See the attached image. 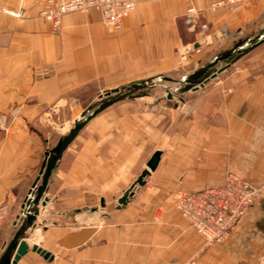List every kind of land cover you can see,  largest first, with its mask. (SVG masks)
<instances>
[{
  "label": "crops",
  "instance_id": "1",
  "mask_svg": "<svg viewBox=\"0 0 264 264\" xmlns=\"http://www.w3.org/2000/svg\"><path fill=\"white\" fill-rule=\"evenodd\" d=\"M45 1L0 0V115L8 125L0 132V204L9 205L10 216L21 209L43 163L46 127H68L93 101L94 91L111 89L106 87L128 73L173 67L180 43L175 17L194 6L197 26L208 32L194 30L192 47L201 46L200 40L215 46L224 42L215 32L251 25L264 10V0H238L231 12L212 11L210 4L218 0H181L178 8L140 3L120 30L108 29L90 10L64 15L54 33L39 16ZM199 96L193 107L200 119L187 128H159L155 106L135 97L90 119L62 153L46 204L39 206L38 226L47 221L42 210L52 211L53 224L42 225L52 244L40 247L53 260L29 249L16 264H169L191 256L196 264H257L264 251V200L245 212L222 245H206L174 203L178 193L221 185L227 173L261 181L264 72L217 97ZM156 149L161 156L155 171L115 210L116 199ZM73 211L79 212L71 217ZM2 238L1 247L6 234Z\"/></svg>",
  "mask_w": 264,
  "mask_h": 264
},
{
  "label": "rangeland",
  "instance_id": "2",
  "mask_svg": "<svg viewBox=\"0 0 264 264\" xmlns=\"http://www.w3.org/2000/svg\"><path fill=\"white\" fill-rule=\"evenodd\" d=\"M180 1L181 0H136L135 7L128 14V16L136 9L137 5L140 3L146 4L154 2H169L173 3L174 8H178V4ZM190 7L194 8V6L192 5H190L189 8ZM197 19H199V14L195 8L193 12H189L187 10L185 14H181L175 17L174 25L175 29L177 30L180 43L175 46L174 49V65L172 68L156 73H128L130 75L127 76L120 84L116 86L110 85V87H106L111 89H119V92L117 94L113 93L110 94V96L119 94L125 95V97L117 101L122 102L128 99H130L131 101L133 100L132 96L138 95L135 97L137 101L155 106L159 114V128L169 125L170 127L173 126L174 129L181 125L187 128L196 123L197 119H200V117L198 116V113L200 112L193 107L198 99L199 93V99H205L207 97L214 98L221 94L223 90L229 92L231 88L235 87L236 85H243L246 82L252 80L254 76H257V74L264 72V41L261 42V40L263 39L262 37L264 36V27H261L260 29L259 27H257L258 25H261L264 20V10L259 14L254 23L251 25H246L243 28L233 31L227 29L215 32L216 34L218 33V36L221 37V39H223L224 41L222 44L218 43L215 46L204 45V41L200 40V42L202 43L201 46L192 47V43L197 40L194 37V30L196 31L197 28H200L197 26ZM200 29L202 31L208 32V29L205 28V25H202ZM258 41H260L259 44L251 48L249 51L243 53L242 49L248 48L250 45ZM228 50H240L239 52H237V54L239 53L240 56L237 58V60L231 63L227 69L217 74L214 79L209 80L204 84L203 87H198V89L196 90H193L192 87L199 86V84H187L186 80L193 72L203 68L218 54ZM225 64V62H216L212 68L207 70V73H204L203 76H209L210 74H212V72ZM133 74H135V76ZM164 77L167 78V80H165ZM188 85H190L189 87L191 88L189 90L183 91L182 89ZM111 89H101L98 91H94L93 101L89 105H87L82 114L89 106L94 104L96 105L100 100L106 98V92ZM168 93L171 94V99L167 98ZM173 105L174 108H172ZM45 112L47 113L48 110H45ZM170 113H173V116ZM88 114L89 113H86L85 115L87 116ZM81 115L68 127L66 126L62 128L63 126L61 125H58L57 127H55L56 125L54 127H50L49 125L48 127H46L45 130L48 136L46 139L47 147L45 149V152L50 151L56 145L58 140L69 132L76 121H81L83 119ZM2 116L3 115H0V132L5 133L8 125L7 122L2 119ZM171 119H173L174 121ZM183 120H185V122ZM150 152V149L146 150V154H149ZM144 166L145 165H143V168ZM39 170L34 175V178L31 179L32 183L35 177L38 175ZM138 175H135L134 179ZM131 182H129L128 185ZM110 208L112 207H109V210ZM44 212H47V221L43 224L41 223L38 226L36 218L34 225L29 228L23 235V237L29 242L36 243L39 246L44 245V243L52 244L53 240L50 235L45 237L44 228L42 227V225L48 226L50 224H53V216H50L52 211L42 210V213ZM78 212L79 211H73L72 213H70L71 217H73V215ZM21 214L22 209H19L18 213L15 216H10V214L8 213V216L0 230V255L3 253L12 235L22 224L23 220ZM66 222L68 224L69 221H63L62 223ZM48 229L52 231L53 227L49 226ZM4 234H6L7 241H5V243L1 247V238ZM216 245H222V243ZM33 255L37 256L35 253Z\"/></svg>",
  "mask_w": 264,
  "mask_h": 264
},
{
  "label": "built area",
  "instance_id": "3",
  "mask_svg": "<svg viewBox=\"0 0 264 264\" xmlns=\"http://www.w3.org/2000/svg\"><path fill=\"white\" fill-rule=\"evenodd\" d=\"M238 0L213 1L212 11L223 7L231 12ZM136 0H46L39 16L47 21L54 33L61 29L64 15L73 12L97 11L105 27L120 30L123 19L134 9ZM189 12L194 8L190 7ZM22 13L20 9L17 16ZM198 49V48H196ZM264 153V137L261 141ZM264 199V175L258 184L227 173L221 185L197 192H181L175 198V207L189 225L204 239L206 245L223 243L245 212L257 201ZM9 205L0 204V230L8 216ZM169 264H196L191 256L180 261L172 259ZM257 264H264V251Z\"/></svg>",
  "mask_w": 264,
  "mask_h": 264
},
{
  "label": "water",
  "instance_id": "4",
  "mask_svg": "<svg viewBox=\"0 0 264 264\" xmlns=\"http://www.w3.org/2000/svg\"><path fill=\"white\" fill-rule=\"evenodd\" d=\"M261 40L264 41V36ZM260 41L253 43L248 48H244L243 53L249 51L251 48L259 44ZM240 50H228L223 53L218 54L211 62L207 63L203 68L198 71L193 72L188 79L186 80L187 84H199V86L192 87L193 90L198 89V87H203L206 82L211 79H214L217 74L221 73L225 69L229 67L231 63H233L240 56ZM216 62H225L226 64L216 69L209 76H203L204 73H207L210 68L214 66ZM165 80L167 78L164 77ZM190 85L184 87L182 90H189ZM137 86V85H136ZM119 89H111L106 92V98L99 101L98 104H94L89 106L86 111L81 115L83 119L81 121H76L73 127L69 130V132L61 137L56 145L50 150L45 152L43 163L40 167L38 175L35 177L31 187L29 188L23 202L21 203L22 209V224L19 226L17 231L12 235L8 244L6 245L3 253L0 255V264H16L17 261L30 249L35 252L39 256H41L44 260L52 261L53 255L41 248L37 244H29L26 242V239L23 237L24 233L34 225V222L39 213V206H44L47 201L46 193L48 191L49 185L53 180L55 175L57 164L61 159L62 153L64 150L70 145L73 139L76 137L77 133L80 129L94 116L98 113L106 109L108 106L113 103L119 101L125 95H114L110 96V94L118 93ZM138 95L132 96V98ZM131 98V97H127ZM167 98L171 99L172 96L170 93L167 94ZM86 113H89L87 116ZM161 156V150H154L150 157L145 162L144 168L140 171L139 175L132 181L122 192V194L116 199L114 204V209L119 210L125 207L131 199L134 197L135 193L145 185L148 177L152 172L155 171ZM33 191V198L28 199V195ZM99 206L101 208L105 207L104 201L101 198Z\"/></svg>",
  "mask_w": 264,
  "mask_h": 264
},
{
  "label": "bare ground",
  "instance_id": "5",
  "mask_svg": "<svg viewBox=\"0 0 264 264\" xmlns=\"http://www.w3.org/2000/svg\"><path fill=\"white\" fill-rule=\"evenodd\" d=\"M32 198H33V191L28 195V199H32Z\"/></svg>",
  "mask_w": 264,
  "mask_h": 264
}]
</instances>
